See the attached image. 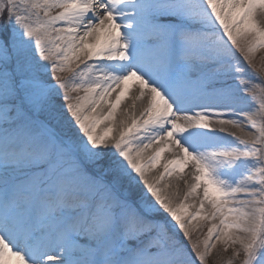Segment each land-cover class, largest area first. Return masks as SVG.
I'll return each mask as SVG.
<instances>
[{
	"label": "snow or ice",
	"instance_id": "snow-or-ice-1",
	"mask_svg": "<svg viewBox=\"0 0 264 264\" xmlns=\"http://www.w3.org/2000/svg\"><path fill=\"white\" fill-rule=\"evenodd\" d=\"M0 264H264V0H0Z\"/></svg>",
	"mask_w": 264,
	"mask_h": 264
}]
</instances>
